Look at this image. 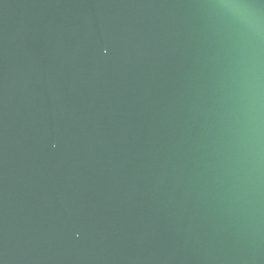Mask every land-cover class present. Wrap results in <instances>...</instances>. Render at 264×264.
Wrapping results in <instances>:
<instances>
[{
	"label": "water",
	"instance_id": "1",
	"mask_svg": "<svg viewBox=\"0 0 264 264\" xmlns=\"http://www.w3.org/2000/svg\"><path fill=\"white\" fill-rule=\"evenodd\" d=\"M0 264H264V0H0Z\"/></svg>",
	"mask_w": 264,
	"mask_h": 264
}]
</instances>
